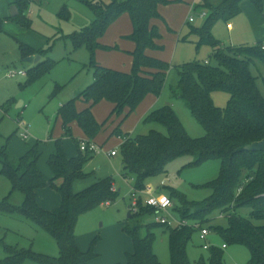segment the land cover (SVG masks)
Masks as SVG:
<instances>
[{"label":"trees","instance_id":"1","mask_svg":"<svg viewBox=\"0 0 264 264\" xmlns=\"http://www.w3.org/2000/svg\"><path fill=\"white\" fill-rule=\"evenodd\" d=\"M76 1L88 8L94 19L89 26L68 38L75 49L84 46L88 50L89 67L94 70V80L73 100L59 107L57 117L61 122L62 137H72L71 124L76 123L84 136L95 142V139H100L98 137L109 130L108 124L116 121L117 125L104 144L112 137L125 139L118 150L122 160L121 176L132 181V189L136 192L143 191L150 179L159 175L166 176L167 166L179 158H193L185 168L198 167L213 159L220 163L218 176L202 186L211 191L202 201H189L176 190L164 187L170 198L175 200V213L180 222L184 223L182 226L143 223L142 218L156 216V211L146 207L139 195L137 213L130 215L121 228L132 243V252L124 254L125 264H161L153 251V230L157 227H163L168 232L170 264H192L188 259L187 248L193 236L204 226L220 237L225 247L236 245L246 248L250 256L248 264H264V225L253 223L264 222V154L243 150L245 146L264 138V97L258 89L257 78L251 73V66L256 61L264 65V46L257 43L252 46L222 47L211 32L217 20L228 23L240 15L243 2H249L256 11L262 13L263 0H222L216 6H212L209 0H202L198 6L204 13L208 11L205 24L201 28L191 27L189 34L198 37L196 51L202 46H208L213 53L209 61H194L177 67L179 80L176 96L185 103L191 116L203 128L204 136L191 138L174 111L170 107H162L147 113L144 122L162 126L166 135L151 130L148 135L139 136L135 140L122 134L121 125L145 97H157L163 89L170 64L149 56L147 52L163 49L159 44L162 36L158 23H164V20L159 7L170 2ZM30 3L29 0H15L13 4L18 13L14 17L0 20V31L4 21L29 26L21 11ZM123 15L129 16L132 29L125 40L134 44L130 53L131 68L127 72L105 68L95 60L98 50L110 52L118 49L117 46L102 45L100 39L109 26ZM19 50L23 60L33 55L41 57L27 72L25 84L51 70L48 58L44 59L51 47L36 51L20 44ZM262 84L264 88V79ZM216 92L229 95L224 108L214 105L211 95ZM78 99L83 104L81 110L75 106ZM101 102L109 103L112 110L99 123L93 115V108ZM40 156L37 143L28 147L27 152L20 157L10 154L8 139L0 146V174L9 182L11 193L19 192L23 195L22 204L17 207L9 203V193L0 202V213L18 215L43 229L55 241L58 256L51 258L31 250L8 247L0 242L5 253L0 264H22L27 260L40 264H89L98 256L94 247L99 238L92 240L86 252L81 251L75 235L77 220L96 207L116 201L118 191L113 190L114 178L95 180L75 192L74 184L90 176L84 173L83 168L92 154L79 150L76 157L68 159L61 139L55 140L46 161L50 177L45 176L37 166ZM45 187L54 189L60 197L59 205L48 211L37 202L38 191ZM242 209L249 210L248 218L237 214ZM216 211L226 216V227L209 226V217ZM222 250L221 247H210L207 259L200 257L194 264H224Z\"/></svg>","mask_w":264,"mask_h":264},{"label":"rangeland","instance_id":"2","mask_svg":"<svg viewBox=\"0 0 264 264\" xmlns=\"http://www.w3.org/2000/svg\"><path fill=\"white\" fill-rule=\"evenodd\" d=\"M29 1L31 3L23 7L21 11L24 21H28L29 26L4 21V23H8H6V28L3 23L2 31H0V146L4 145L8 139V151L14 157H20L27 152L28 147L37 143L38 150L41 152L37 166L45 176L50 177L46 161L55 140L61 139L64 153L68 159L79 154L76 142L88 140L76 123L71 124L72 137L63 138L57 112L60 106L68 102L71 95L78 96L94 80V70L89 67L88 50L84 46L75 49L68 38L89 26L94 16L88 8L76 0ZM102 1L108 3V0ZM220 1L222 0H209L212 6H216ZM169 2V4L163 5L166 8V16L160 11L164 23L158 26L162 36L159 44L163 46V49L156 51L155 54L158 59L170 64V68L160 94L157 97L153 95L145 97L135 111L122 123V134H128L131 140L148 135L151 130L166 135V130L162 126L144 122L147 112L162 107H170L174 111L185 132L191 138L197 139L204 136L203 128L191 116L185 103L176 96L179 80L177 67L194 61L203 63L212 57L213 50L208 46H202L196 51L198 37L189 34L191 27L201 28L205 24L206 18L200 15L204 11L198 8L202 4V0ZM11 6V3L0 0L1 20L11 17L9 16ZM15 9L17 14L18 10L16 7ZM241 10L242 13L228 23L217 20L212 25L211 32L214 39L219 41L222 47L252 46L257 43L264 46V0L262 13L256 11L249 2H244ZM205 11L208 14V11ZM190 18H193V22H189ZM108 31L106 37L114 42L113 30ZM20 44H25L36 51L51 47L50 52L44 57V59L48 58L47 60L51 63V70L29 84H25L28 78L27 72L34 65L23 63L19 50ZM114 45L116 44L112 46ZM129 57L131 58L130 55ZM131 62L130 65H126L124 61L121 62L119 69L108 68L123 72L129 71ZM211 63L214 64V61ZM19 70H26L25 78L6 76L11 71ZM251 73L257 78L258 89L264 97L262 84L264 65L256 61L251 66ZM211 97L216 107L224 108L229 95L216 92ZM149 100H151L150 107L143 110V106L145 107ZM107 104H98L93 111V115L99 123H102L112 110V106L109 104L106 106ZM75 106L77 110L83 108L80 99L75 101ZM112 125L110 123L107 127L110 128ZM25 130H27L28 138L23 140L20 134ZM14 132H16L15 136H13ZM100 136L98 137L100 139H95L94 142L99 146L98 152L92 155L83 168L84 173L90 176L86 180L76 182L73 189L77 192L82 190L85 184H92L95 180L112 176L115 181L113 190L118 191V197L112 204L96 207L81 215L77 220L75 235L78 247L83 252L88 250L95 237L99 238L94 247V252L98 256L89 264L123 263L124 254L132 250L131 240L122 232L121 228L127 220L128 214L129 218L130 215L135 214L130 210L128 213L133 184L130 179L126 180L121 176L122 160L120 155L118 154L112 159L106 157V153L111 148L118 149L120 141L116 137H112L104 144L105 138ZM192 159V157L185 156L171 162L167 166L169 182L166 181L165 175H159L147 182L146 190L154 197L166 196L170 198L168 191L164 189L168 186L183 194L189 201H202L207 198L211 191L202 186L218 176L220 163L213 159L198 167L185 168ZM79 187L81 189H78ZM9 193H11L10 184L0 174V202ZM141 197L145 198L146 195H141ZM170 199L173 205L171 209L163 213V216L169 221L180 222L175 213V200ZM22 201L21 193L12 192L10 194L9 203L13 206H20ZM59 203L60 197L54 189L45 187L39 191V204L44 210H52ZM153 212H155L154 209ZM237 214L248 218L249 210L242 209ZM155 217L153 215L146 216L142 218V221L145 224L153 223ZM209 220V226L226 227L227 225L226 216L220 215L219 211L214 212ZM253 223L257 226L264 225V222L253 221ZM153 233L155 235L154 253L161 264H170L168 232L163 227H157ZM0 242L8 247L31 250L51 258L58 256V247L55 241L43 229L15 214L0 213ZM206 244H209L210 247L220 248L222 240L215 233L209 231ZM202 245L198 233L195 234L187 248L188 259L192 264L200 257L204 260L207 259L209 251L204 250ZM222 251L224 264H248L250 256L246 248L230 245ZM4 257L5 253L0 245V260ZM22 264L40 263L27 260Z\"/></svg>","mask_w":264,"mask_h":264},{"label":"crops","instance_id":"3","mask_svg":"<svg viewBox=\"0 0 264 264\" xmlns=\"http://www.w3.org/2000/svg\"><path fill=\"white\" fill-rule=\"evenodd\" d=\"M1 1H3V2H5V3H11L12 4V6H11V8L14 6V2H15V0H1ZM166 1H174V0H166ZM244 3V2H243ZM242 3V4H243ZM242 4H241V8H242ZM11 8H10V13H11ZM161 11V13H163L165 16H166V8H164V6L162 5V6H160L159 7V12ZM241 13H242V10H241ZM9 16H11V14H9ZM1 20V19H0ZM6 23H8V22H5L4 23V28H6ZM162 22H160V23H158V26H159V24H161ZM3 28V29H4ZM109 28L110 29H112L113 30V32H112V34L114 35L113 36V39L115 40L114 42H111V40L108 38V37H106V34H107V31H106V33H105V35L100 39V43L102 44V45H105V46H109V47H113L112 45L113 44H116V45H114V46H117V50H115V51H110V52H106V51H101V50H98L96 53H95V60H96V63L98 64V65H100V66H103V67H110V68H116V69H119V64L121 63V62H125L126 63V65H130V62H131V60H132V58H130L129 57V55H130V53L132 52V50L134 49V44L133 43H131V42H129V41H127V40H125V37H127L128 35H130V33H131V23H130V19H129V16L128 15H123V16H121L118 20H116L114 23H112L110 26H109ZM108 28V29H109ZM159 28V27H158ZM110 29H109V31L108 32H110ZM155 52L156 51H148L147 53H148V55L149 56H152V57H155V58H158V56L155 54ZM206 62V61H205ZM107 63H110L109 65L107 64ZM23 71H26V70H23ZM119 71V70H118ZM124 72H127V71H124ZM75 97V96H74ZM107 102H101V103H99V104H106ZM109 104V103H108ZM106 105V106H109V105ZM149 105H151V100H149V101H147V103H146V105H145V107L143 106V110H145V109H148V107H150ZM96 107L97 106H95L94 108H93V111L96 109ZM148 113V112H147ZM115 124V125H114ZM117 125V122L115 121L114 123H113V125L110 127V128H108L109 130L108 131H106L105 132V135H103L104 136V138L106 139L107 137H108V135H109V133L112 131V129L115 127ZM125 135H127L128 136V134H125ZM103 138V139H104ZM119 141H120V144H119V146H118V149L117 148H111L110 149V151L111 150H116L117 151V155L116 156H114V157H108L107 156V153H106V157L108 158V159H112V158H115V157H117L118 156V150H119V147H120V145H121V143H122V141L119 139V138H117ZM79 141V140H78ZM81 141V140H80ZM79 143V142H78ZM110 151H108V153L110 152ZM94 155V154H93ZM110 177H112V176H110ZM166 178H167V175L165 176ZM165 178V179H166ZM124 179V178H123ZM167 182H169V181H167ZM114 184H115V182H114ZM89 184H85V186H83V187H86V186H88ZM163 186V185H162ZM78 189H81V187H79ZM83 189V188H82ZM117 189V188H116ZM40 191V190H39ZM39 191H38V194H37V202H38V204H39ZM131 192H132V188H131ZM131 194V193H130ZM130 204V203H129ZM39 206H40V204H39ZM42 209H44L42 206H40ZM57 207V206H56ZM55 207V208H56ZM53 209V208H52ZM51 210V209H50ZM48 211V210H47ZM128 213H129V205H128ZM129 215V214H128ZM129 219V217L127 218V220ZM127 220L124 222V224H126L127 223ZM123 224V225H124ZM122 225V226H123ZM76 240H77V237H76ZM77 245H79L78 243H77ZM222 246V245H221ZM130 252H132V250H130ZM129 252V253H130ZM118 263H120V262H118ZM121 264H125V261L123 262V263H121Z\"/></svg>","mask_w":264,"mask_h":264},{"label":"built area","instance_id":"4","mask_svg":"<svg viewBox=\"0 0 264 264\" xmlns=\"http://www.w3.org/2000/svg\"><path fill=\"white\" fill-rule=\"evenodd\" d=\"M202 17H205L206 14L204 12H201L200 14ZM189 22H193V18L189 19ZM7 77L9 78H16V77H26V71L19 70V71H11L6 74ZM21 139L26 140L28 138V133L27 130H25L23 133L20 134ZM121 140V139H120ZM122 142L125 141V139L121 140ZM79 150L81 152H89L92 155L97 153L99 150V146L94 143L93 141L89 140H81L78 143ZM117 155V151L111 150L109 153H107L108 157H114ZM166 181H169L168 178H166ZM146 195L145 198H142V202L146 207H149L151 209H154L156 211V217H155V222L159 223L161 225H166L170 227H178L184 225V223L181 222H176L175 220L169 221L167 220L164 216L163 213L166 212L167 210L171 209L173 203L170 200V198L166 196H161L160 198L154 197L146 188L143 191L136 192L132 189V192L130 194V204H129V210L132 213H137L138 211V200H139V195ZM196 227V226H195ZM209 235V230L208 229H199L198 232V238L199 240L202 241L203 249L208 250L210 248L209 244H206V237ZM222 249L226 248L224 245L221 246Z\"/></svg>","mask_w":264,"mask_h":264},{"label":"water","instance_id":"5","mask_svg":"<svg viewBox=\"0 0 264 264\" xmlns=\"http://www.w3.org/2000/svg\"><path fill=\"white\" fill-rule=\"evenodd\" d=\"M10 14L12 17L16 15V9L14 6L11 8ZM40 60H41V57L39 55H36L35 57L31 56V57L25 58L23 60V63L36 65ZM73 99H74V95H71L68 101L73 100ZM243 150L246 152H261L264 154V138L261 141L254 142L250 145L245 146Z\"/></svg>","mask_w":264,"mask_h":264}]
</instances>
